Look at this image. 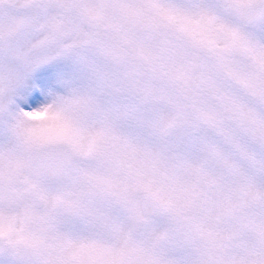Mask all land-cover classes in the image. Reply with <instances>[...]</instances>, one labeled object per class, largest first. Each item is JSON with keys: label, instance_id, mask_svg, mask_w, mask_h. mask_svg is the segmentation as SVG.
<instances>
[{"label": "snow or ice", "instance_id": "obj_1", "mask_svg": "<svg viewBox=\"0 0 264 264\" xmlns=\"http://www.w3.org/2000/svg\"><path fill=\"white\" fill-rule=\"evenodd\" d=\"M0 264H264V0H0Z\"/></svg>", "mask_w": 264, "mask_h": 264}]
</instances>
